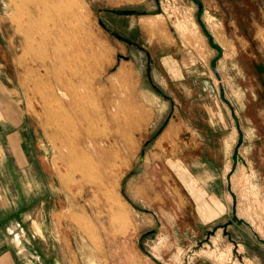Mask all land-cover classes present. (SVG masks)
<instances>
[{
    "label": "rangeland",
    "instance_id": "rangeland-1",
    "mask_svg": "<svg viewBox=\"0 0 264 264\" xmlns=\"http://www.w3.org/2000/svg\"><path fill=\"white\" fill-rule=\"evenodd\" d=\"M7 2L0 0L4 243L28 264H264V0H80L83 25L110 52L103 79L116 90L128 140L109 149L116 167L103 170L95 149L75 174L53 144L81 146L83 121L53 129L57 119L42 105L66 106L50 95L41 103L36 92L51 90L33 59L40 28L27 32L31 14ZM101 98L93 91L83 101L98 106ZM87 122L94 131L106 126ZM110 173L106 195L102 175ZM234 216L251 227L221 225Z\"/></svg>",
    "mask_w": 264,
    "mask_h": 264
},
{
    "label": "bare ground",
    "instance_id": "bare-ground-1",
    "mask_svg": "<svg viewBox=\"0 0 264 264\" xmlns=\"http://www.w3.org/2000/svg\"><path fill=\"white\" fill-rule=\"evenodd\" d=\"M79 5L80 0H8L7 2L10 11L26 8L31 14V19L34 20L29 22L30 27L26 28L27 32L33 26L40 28L31 36V40L41 49V53L34 54L33 59L39 65H44L41 75L49 79L51 90L47 94L40 90L36 92L41 103H45L44 101L50 95L57 103L66 106L62 108L56 105L49 108L45 104L42 105L43 108H47L49 115L57 119L56 127L53 129L61 131L70 119L77 120L79 124L83 121L81 127L77 129L81 146L73 147L64 141L59 143V146L53 144L54 150L60 154V161L67 163L70 173L73 174L81 169L80 160L84 162L95 149L103 170L106 169L105 167H116V158H112L109 149L117 140L123 143L128 140L118 129L115 109L116 90L111 83V78L103 79L104 66L108 64L107 56L110 52L92 31L83 25L84 21L82 23L81 18L84 15ZM20 27L22 24L18 25V29ZM29 39L27 33L25 42L28 43ZM28 47L31 48L29 43ZM64 71H68V74ZM123 72V67H121L114 77H122ZM86 79H90L88 88L82 85V81ZM103 82L109 84L110 89L105 90ZM81 87L84 88L81 89ZM93 91H96L102 98L98 106L88 107L83 98ZM126 101L128 103L129 99L126 98ZM94 119L100 120L106 126L94 131L87 122ZM95 137L110 138L106 140V146L100 144L96 146ZM61 146L66 148L64 153L60 152ZM111 176V173L102 175L105 181L101 184L103 194L107 195L111 189L109 185L113 182V176ZM112 206L115 211H119V207L113 201Z\"/></svg>",
    "mask_w": 264,
    "mask_h": 264
},
{
    "label": "crops",
    "instance_id": "crops-1",
    "mask_svg": "<svg viewBox=\"0 0 264 264\" xmlns=\"http://www.w3.org/2000/svg\"><path fill=\"white\" fill-rule=\"evenodd\" d=\"M216 195V194H214ZM197 216L200 217V223H204V221H209V219H207V217H201L200 213H196ZM220 214H218V216H220ZM212 219H215L214 217ZM235 222H234V221ZM244 221V222H243ZM245 223L246 226H250L251 227V223L246 219V220H239V218H237V216H234V219H229L228 221H225L223 224L226 227H229L232 224H237V223ZM245 226V227H246ZM223 227V226H222ZM252 232H254L253 228H251ZM255 235V234H254ZM0 238V264H28L26 261L28 260V257H23L24 259L20 258L19 255H17V251L13 250V247L10 248L9 245H7L8 242L4 243V241ZM238 243V242H236ZM244 242L241 241L238 244H236V246H239V244L244 245ZM264 244V242H262ZM32 264H34V262H32ZM198 264H207L206 260L204 259H198Z\"/></svg>",
    "mask_w": 264,
    "mask_h": 264
}]
</instances>
